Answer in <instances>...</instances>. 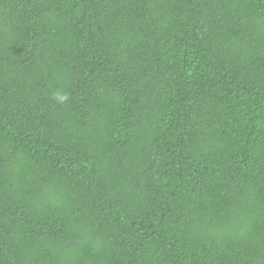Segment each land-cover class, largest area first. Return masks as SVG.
<instances>
[{"label": "trees", "instance_id": "trees-1", "mask_svg": "<svg viewBox=\"0 0 264 264\" xmlns=\"http://www.w3.org/2000/svg\"><path fill=\"white\" fill-rule=\"evenodd\" d=\"M0 264H264V0H0Z\"/></svg>", "mask_w": 264, "mask_h": 264}, {"label": "clouds", "instance_id": "clouds-1", "mask_svg": "<svg viewBox=\"0 0 264 264\" xmlns=\"http://www.w3.org/2000/svg\"><path fill=\"white\" fill-rule=\"evenodd\" d=\"M55 98L60 103H63L68 99L67 95L64 94H56Z\"/></svg>", "mask_w": 264, "mask_h": 264}]
</instances>
